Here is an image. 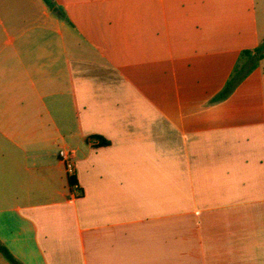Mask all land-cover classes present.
<instances>
[{"label": "crops", "instance_id": "0c3cea01", "mask_svg": "<svg viewBox=\"0 0 264 264\" xmlns=\"http://www.w3.org/2000/svg\"><path fill=\"white\" fill-rule=\"evenodd\" d=\"M54 1L0 0V264H264V0Z\"/></svg>", "mask_w": 264, "mask_h": 264}, {"label": "trees", "instance_id": "16d2710c", "mask_svg": "<svg viewBox=\"0 0 264 264\" xmlns=\"http://www.w3.org/2000/svg\"><path fill=\"white\" fill-rule=\"evenodd\" d=\"M44 1H45V2H46L51 8H54V9L57 8V5H56V3H55L54 0H44ZM243 54H244V55H248V56L251 55V53H250L249 51H246V52H244ZM263 57H264V42L262 43V45H261L260 48L258 49V55H257L255 58H253V60H255V61L258 60V61H259V60H261ZM239 74H240V73L237 71V72H236V77L240 78V77H239ZM234 82H235V79H234V80H231V81L228 83V85H227V87H226L224 93H228V92H230V90H231L232 87L234 86ZM100 144H101V145H106V144H108V142H107L106 140H104L103 138H100ZM69 183H70V187H71V189H73V188L75 187V185L78 184L75 175H69ZM0 252L3 253V254H4V255H5L10 261H12L13 263H16V259H15V257L12 255V253L9 251V249H8L5 245H3L1 242H0Z\"/></svg>", "mask_w": 264, "mask_h": 264}, {"label": "built area", "instance_id": "2783aa9c", "mask_svg": "<svg viewBox=\"0 0 264 264\" xmlns=\"http://www.w3.org/2000/svg\"><path fill=\"white\" fill-rule=\"evenodd\" d=\"M91 142L94 145L99 144L98 140H96V139H92ZM60 156H61L62 161L66 164V167L68 168L69 175H75L76 163H75L74 152L69 151L67 149H62L60 151ZM73 189L75 190L76 195L80 196L83 194V192H82L81 188L78 186V184H76Z\"/></svg>", "mask_w": 264, "mask_h": 264}]
</instances>
